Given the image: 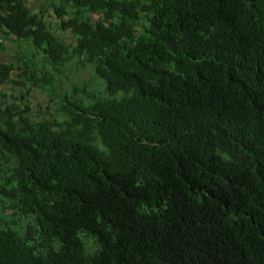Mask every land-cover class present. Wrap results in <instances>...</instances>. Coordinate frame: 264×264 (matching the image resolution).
<instances>
[{
	"label": "trees",
	"instance_id": "trees-1",
	"mask_svg": "<svg viewBox=\"0 0 264 264\" xmlns=\"http://www.w3.org/2000/svg\"><path fill=\"white\" fill-rule=\"evenodd\" d=\"M47 1L0 0V264H264V0Z\"/></svg>",
	"mask_w": 264,
	"mask_h": 264
},
{
	"label": "rangeland",
	"instance_id": "rangeland-1",
	"mask_svg": "<svg viewBox=\"0 0 264 264\" xmlns=\"http://www.w3.org/2000/svg\"><path fill=\"white\" fill-rule=\"evenodd\" d=\"M28 6L31 8H36L38 5V9L46 10V14L50 17L51 21L53 19V12L49 10V4L47 0H24ZM13 54V48L10 51H0V61H10V56ZM90 75L87 72L82 73V79L88 80ZM78 78L73 74H69L68 78L62 79V87L64 90H72L74 84H80L83 80ZM0 89L4 90L5 96H3L2 100H6L9 103L19 102L18 91L20 87L16 85H5ZM50 99V95L47 91H42L37 88H33L30 92V96L28 98V105L30 106L31 113L34 117L39 118H57L60 116V112L57 110V103L55 101L48 102Z\"/></svg>",
	"mask_w": 264,
	"mask_h": 264
}]
</instances>
